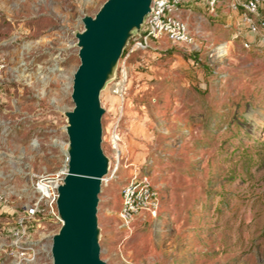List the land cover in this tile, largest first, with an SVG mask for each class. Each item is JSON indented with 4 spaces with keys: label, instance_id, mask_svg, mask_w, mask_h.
Returning <instances> with one entry per match:
<instances>
[{
    "label": "rangeland",
    "instance_id": "374dc122",
    "mask_svg": "<svg viewBox=\"0 0 264 264\" xmlns=\"http://www.w3.org/2000/svg\"><path fill=\"white\" fill-rule=\"evenodd\" d=\"M103 1L0 0V193L12 207L32 199L36 175L65 163L73 33ZM214 14L201 15L199 52L163 39L129 52L134 35L99 91L105 178L115 161L112 127L120 137V165L97 194L105 264H264V48L257 36L236 35L224 2ZM222 41L225 56L211 63L207 48ZM133 171L147 176L159 204L155 217L125 226L119 191ZM58 227L35 228L32 264H51Z\"/></svg>",
    "mask_w": 264,
    "mask_h": 264
},
{
    "label": "water",
    "instance_id": "95a60500",
    "mask_svg": "<svg viewBox=\"0 0 264 264\" xmlns=\"http://www.w3.org/2000/svg\"><path fill=\"white\" fill-rule=\"evenodd\" d=\"M151 0H104L93 15L80 17L73 33L78 64L72 72L70 101L63 111L66 172L56 188L59 227L50 236L51 264H105L99 258L97 194L108 171L101 149L99 91L114 75L128 40L140 31Z\"/></svg>",
    "mask_w": 264,
    "mask_h": 264
},
{
    "label": "built area",
    "instance_id": "2783aa9c",
    "mask_svg": "<svg viewBox=\"0 0 264 264\" xmlns=\"http://www.w3.org/2000/svg\"><path fill=\"white\" fill-rule=\"evenodd\" d=\"M222 2L228 11L234 13L236 35L257 36L256 45L264 48V0H151L149 11L143 16L140 31L132 38L133 44L129 52L150 47L161 39L171 45L184 46L199 52L205 39L200 25L201 15L205 11L215 15ZM189 3L201 6L203 13L184 7ZM191 12L196 14L193 22L187 19ZM242 45L248 47V42L243 41ZM226 47L225 41L209 46L206 51L207 60L211 63L221 62ZM119 141V133L116 127H112L109 142L115 149V161L107 178L114 176L120 165L116 150ZM109 168L108 165V171ZM65 172L64 163L60 169L36 175L31 184L32 199L22 202L17 208L10 206L6 197L0 193V264L34 263L38 253L36 244L41 236L35 239L33 232H36L35 228L40 224L59 223L55 208L56 188ZM119 197L117 217L122 225L127 226L138 213L151 217H155L157 213L158 192L150 185L145 174L133 171L120 187Z\"/></svg>",
    "mask_w": 264,
    "mask_h": 264
},
{
    "label": "crops",
    "instance_id": "0c3cea01",
    "mask_svg": "<svg viewBox=\"0 0 264 264\" xmlns=\"http://www.w3.org/2000/svg\"><path fill=\"white\" fill-rule=\"evenodd\" d=\"M138 215H142V214H141V213H140V214L138 213V214L134 215V217H136V216H138ZM134 217H133V218H134Z\"/></svg>",
    "mask_w": 264,
    "mask_h": 264
},
{
    "label": "trees",
    "instance_id": "16d2710c",
    "mask_svg": "<svg viewBox=\"0 0 264 264\" xmlns=\"http://www.w3.org/2000/svg\"><path fill=\"white\" fill-rule=\"evenodd\" d=\"M123 53H124V50H122V54H121L120 56H122V55H123Z\"/></svg>",
    "mask_w": 264,
    "mask_h": 264
}]
</instances>
